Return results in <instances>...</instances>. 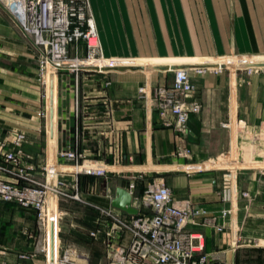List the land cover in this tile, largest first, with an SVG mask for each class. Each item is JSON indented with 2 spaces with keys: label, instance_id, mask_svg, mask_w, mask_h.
I'll return each mask as SVG.
<instances>
[{
  "label": "crops",
  "instance_id": "obj_1",
  "mask_svg": "<svg viewBox=\"0 0 264 264\" xmlns=\"http://www.w3.org/2000/svg\"><path fill=\"white\" fill-rule=\"evenodd\" d=\"M89 3L107 57L103 66H128L82 69L78 75L62 71L57 81L53 77V162L49 99L47 119L38 114L44 100L36 53L0 9V135L24 134L28 171L42 180L43 164L52 165L56 172L48 177L50 185L65 177L68 184L60 188L71 192L76 183L80 197L50 193L45 220L35 209L0 201V264H51V256L53 264H106L114 247L129 240L115 217L134 215L113 207L111 200L138 174L145 178L132 192L137 212L146 184L162 179L175 199L217 217L216 224L226 223L220 232L210 225L190 226L203 233L205 251L219 253L226 264L228 250L222 247L229 244V235L233 240L238 223L249 217L264 221V173L259 171L264 158H252L254 148L264 152V73L245 78L238 68L225 66L200 74L192 66L214 57L264 54V0ZM85 52L82 41L72 48V55ZM259 56H230L220 63L264 62ZM138 65L157 67L134 68ZM170 65L189 68L194 98L201 104L198 113L190 114L185 134L163 123L152 94L155 87L171 83L173 73L160 68ZM63 150L105 164L109 174L62 172L58 153ZM242 191L251 197L247 212ZM224 210L229 213L220 217Z\"/></svg>",
  "mask_w": 264,
  "mask_h": 264
},
{
  "label": "built area",
  "instance_id": "obj_2",
  "mask_svg": "<svg viewBox=\"0 0 264 264\" xmlns=\"http://www.w3.org/2000/svg\"><path fill=\"white\" fill-rule=\"evenodd\" d=\"M87 7L88 0H0V9L10 16L21 35L31 41L39 80L45 89L51 70L69 71L75 75L91 66L99 72L105 70L106 67L92 63L98 59L100 45ZM80 41L86 47V56L70 54V45ZM224 67L194 65L192 69L201 74L221 72ZM189 71L186 66H176L172 70V82L156 87L152 93L161 120L165 125H172L179 134L186 133L190 114L201 109V104L194 98L196 90ZM24 139L22 133L8 137L0 135V201L35 209L38 217L45 220V209L50 206L49 192L62 193L75 200L80 197L76 183L71 186V192L60 188L64 185L63 179L58 178L55 185H50L48 177L56 172L52 165H43L45 177L42 180L28 171L29 167L23 163L26 153L21 148ZM58 156L64 160L60 166L62 172L64 167H73L75 169L70 173L75 176L78 173L102 177L109 174L105 164L87 159L76 151L63 150ZM144 178V174L132 177L127 188L131 195L137 182ZM138 200L141 210L137 214L115 217L118 226L128 233L129 240L126 245L114 247L106 264H224L219 253L205 251L203 233L190 226L210 225L220 232L226 223L216 224L217 217L207 216L203 209L194 207L187 200L175 199L162 179L149 181ZM50 213L53 212L50 210ZM227 213L229 211L224 210L220 217Z\"/></svg>",
  "mask_w": 264,
  "mask_h": 264
},
{
  "label": "rangeland",
  "instance_id": "obj_3",
  "mask_svg": "<svg viewBox=\"0 0 264 264\" xmlns=\"http://www.w3.org/2000/svg\"><path fill=\"white\" fill-rule=\"evenodd\" d=\"M87 14L89 16L90 19H92L94 25H95V20L91 11V7H90V3L88 0V7H87ZM96 28V25H95ZM97 30V29H96ZM97 39H98V43L100 45V51L97 55V60H103L107 57H105L102 53V47L99 41V37H98V33H97ZM72 48H75V44H71L69 47V52L70 54H72ZM86 48V47H85ZM255 55V56H254ZM258 55V56H256ZM259 55H264V54H252V55H226V56H222V57H214V58H209L207 60H205V65H208L209 62L211 64H215L217 66H219L222 62L224 61H228L230 59H232L233 57L230 56H241L242 58L244 57H249L253 56L256 57L257 59L262 58L263 56H259ZM83 56H86V52L84 53ZM251 57V58H253ZM111 59V58H108ZM114 60V59H113ZM116 60V59H115ZM128 65L125 64H114L111 66H108V68L106 69H110V68H121V67H127ZM224 66H227L229 68H238V72L240 74H242L245 78L246 77H253L255 75H258L260 73H264V68H258V69H248L245 67H237V65H229V64H224ZM94 66L85 68L87 70H93L95 68H93ZM107 67V66H106ZM184 67V66H183ZM105 71V70H104ZM170 72H172V70H169ZM59 72L62 71H53L52 73L50 71V75H52L53 77H55V81H57V76L59 74ZM79 73V72H78ZM173 73V72H172ZM37 75H38V65H37ZM78 75V74H77ZM50 79V76H49ZM173 80V78H172ZM49 81V80H48ZM38 82H39V86L41 88V93H42V98L44 100V108L40 110V112L38 113L39 116L41 118H45L47 119V107H46V96H45V85H42L40 80H39V76H38ZM172 82V81H171ZM169 85V84H166ZM165 85V86H166ZM160 86H164V85H160ZM158 87V86H157ZM156 88V87H155ZM154 88V89H155ZM153 89V90H154ZM245 127V126H244ZM253 152V157L252 158H256L255 155H258L259 158H264V152L262 151H258L257 148H254L252 150ZM59 164H61V162L59 161ZM44 165V164H43ZM260 173H264V169L259 170ZM225 175L227 177V179L230 177L229 176V172H225ZM89 176H95L96 175H89ZM63 182L65 185L62 186V188L66 187V183L68 184V181L65 177H63ZM242 198L246 199L247 201L244 203V208L246 210V212L248 211L249 207H250V202H251V197L249 196V193L247 191H242ZM250 218V217H249ZM249 218L245 219V221L243 222H239V228L236 230H233V240H229L230 235L228 236L229 239L228 241L229 244L224 245L222 248L224 250H228V259L226 260V264H264V221L261 220H249ZM214 248H217V246H213Z\"/></svg>",
  "mask_w": 264,
  "mask_h": 264
},
{
  "label": "water",
  "instance_id": "obj_4",
  "mask_svg": "<svg viewBox=\"0 0 264 264\" xmlns=\"http://www.w3.org/2000/svg\"><path fill=\"white\" fill-rule=\"evenodd\" d=\"M245 68L248 67V65L244 66ZM134 68L147 70L146 67L143 66H134ZM162 69H175V65H170L169 67L161 66ZM52 73V70H51ZM50 89H49V127H50V162H53V132H54V110H53V102H54V96H53V76L50 75ZM229 183V182H227ZM111 205L115 208H118L126 213L129 214H137V209L133 207L132 205V195L130 192L123 188L118 187L116 189V195L111 200ZM52 233V231H51ZM51 264H53V257L51 256Z\"/></svg>",
  "mask_w": 264,
  "mask_h": 264
},
{
  "label": "bare ground",
  "instance_id": "obj_5",
  "mask_svg": "<svg viewBox=\"0 0 264 264\" xmlns=\"http://www.w3.org/2000/svg\"><path fill=\"white\" fill-rule=\"evenodd\" d=\"M103 60H96V61H93L92 63L94 65H96L97 67H101L102 68V67H105V66H103L104 65ZM220 65L217 66V65H214V64H208V66H216V67H220ZM229 65H231V64H229ZM232 65H235V63L232 64ZM245 65H248V67H246L248 69H252V68H254V69L264 68V62H254V63H251V64H239V65H237V67H240V66L244 67ZM138 66L146 67L147 70L152 69L154 67H157V66H148V65H138ZM45 90H46V107H47V101L49 99V84H48V80H47V85H46V89ZM238 125H239L238 122H235L234 125H233L235 127L236 132H237L238 127H239ZM258 162H259V169L263 168V162H260V161H258ZM64 168L65 169H69V170L75 169L73 167H64ZM242 168H246V167L243 166ZM49 193H48V198H49ZM45 215H47V208L45 209Z\"/></svg>",
  "mask_w": 264,
  "mask_h": 264
}]
</instances>
